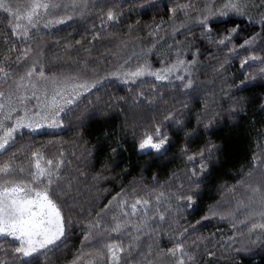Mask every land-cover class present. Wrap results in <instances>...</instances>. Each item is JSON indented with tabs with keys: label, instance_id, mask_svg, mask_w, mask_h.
Segmentation results:
<instances>
[{
	"label": "snow or ice",
	"instance_id": "obj_1",
	"mask_svg": "<svg viewBox=\"0 0 264 264\" xmlns=\"http://www.w3.org/2000/svg\"><path fill=\"white\" fill-rule=\"evenodd\" d=\"M143 2L149 8L157 6L155 0ZM122 7L110 0H92L91 5L89 0H0V24L6 21L5 48L0 57V156L4 157L0 160V264H48L49 254L65 244L73 227L74 214L66 215L65 210L74 208L77 203L71 195L76 177L69 178L65 171L64 149L61 147L49 155L46 146H17L18 132L27 129L31 134L45 128H69L80 136L85 122L106 117L114 110L123 111L129 106L150 109L163 96L157 97V84L152 85L151 92L133 87L149 83L145 77H154L156 82L174 78L180 83L171 86L180 89L184 96L191 95L196 90L193 71L198 56L194 30L199 32L201 40L219 45V50H226L229 55L224 62L242 56L239 63L244 80L235 85L224 81L226 87L235 86L242 91L256 86L247 82L255 81L257 75L264 79V55L256 51L257 47L264 46V0L258 6L252 0H204L202 5L192 0L173 3L168 8L169 19L173 21L172 31L180 34L183 30L193 37V42L186 47L191 51V59L185 60L178 55L167 66H163L166 61L161 59L162 67L157 69H153L147 59L155 44L139 51L133 46L134 50L128 53L127 41H120L117 52L112 53L117 62L108 70L103 67L108 62L102 55L99 62L73 58L78 67L46 65L42 51L33 55L29 46L19 50L16 47L15 41L27 45L42 27L51 29L53 25L71 21L74 17L83 19L92 10H95L100 26L92 25L94 39L111 35L119 40V35L112 30L122 23ZM253 24H259L261 31L247 34ZM132 28L133 25L129 24V32L123 35L128 36ZM9 31L14 41H9ZM238 37L242 38V43H234ZM9 43L12 44L10 48L7 47ZM177 44L181 45V42L177 41ZM83 51L89 53L87 48ZM176 51L179 54L180 47ZM257 65L258 74L249 75L243 71ZM223 67L224 64L220 63L213 70ZM109 78L128 86L127 95H107L106 98L101 95L100 90ZM221 91L224 96L230 95L223 88ZM257 100L260 101L259 111L264 112V98L257 97ZM246 106L247 101L243 98L239 101L233 99L226 110L219 102L207 101L195 116L196 123L192 127L175 107L153 112L151 120L146 123L134 122L131 135L137 151L145 155L153 153L154 159L167 151L171 136L183 134L179 155L187 161L184 179H177L175 188L170 185L167 192L160 191L151 198L148 193L137 194L135 189L131 195L121 189L95 216L89 211L88 218H80L84 224L80 247L66 264H198L202 246L207 256H213L214 253L207 250L208 237L189 239V227L194 234L195 225L200 221L183 227L178 217L184 207H194L201 184L223 151V145L213 139L214 133L219 131L214 127L217 117L227 111L228 119L232 120ZM182 107L187 109L188 105ZM125 126L128 127L127 121ZM103 135L107 137L109 133ZM198 141H203L198 148H189ZM108 150L116 152L114 147ZM253 157L251 169L245 173L244 179L237 181L246 190L243 198L237 199L234 207L223 210L210 206L209 211L200 217L201 220L210 216L230 220L233 235L242 237L238 247L228 245L237 254L248 253L255 246L264 247V157L255 153ZM257 169H260L259 179L255 180ZM231 190L235 191V188ZM155 217H159L161 223L169 219L174 225L169 228L172 235L168 237L167 247L161 246L160 232L150 223ZM145 235L148 238L146 252L143 250L145 241L141 239ZM125 236L127 239H122ZM235 258L242 259L239 255Z\"/></svg>",
	"mask_w": 264,
	"mask_h": 264
},
{
	"label": "trees",
	"instance_id": "obj_2",
	"mask_svg": "<svg viewBox=\"0 0 264 264\" xmlns=\"http://www.w3.org/2000/svg\"><path fill=\"white\" fill-rule=\"evenodd\" d=\"M111 3L123 5L122 23L118 28L112 31L119 35V40L115 36H106L100 40H95L92 33V25L95 23L99 28V21L96 18L95 10L87 13L85 18L74 17L71 21H65L60 25H53L51 29L41 28L39 34H34L27 45L15 41L19 50L25 46L33 49V55L37 51H42L46 65H71L78 67L73 63V58L85 59L88 61H100L101 55L108 62L103 67L108 70L115 66L117 60L112 53L117 52L120 41H127V52L140 48H146L153 44L154 50L148 54L147 59L153 69L161 68V59L166 61L165 65L172 63L179 55L185 60L191 59V51L186 47L193 42V37L187 35L183 30L180 34H174L172 31L173 21L169 19L168 8L173 3H186L188 0H155L156 7L149 8L143 0H110ZM194 3H202L204 0H192ZM258 6L261 0H252ZM92 0H89L91 5ZM264 11V9H262ZM256 15V13H253ZM183 19V17H180ZM133 28L128 36L123 34L129 32L128 25ZM157 25H160L157 28ZM6 21L0 24V57L4 54ZM225 27V26H221ZM217 30H220L218 28ZM252 31L260 32L261 26L253 24L247 34ZM50 33V34H49ZM155 33V36L152 35ZM196 37L195 44L198 48L197 64L193 71L195 77L196 90L189 96H184L180 89L171 85H178L180 82L174 78L170 81L156 82L154 77L148 78L149 83L136 85L146 92L152 91V85L157 84V97L163 96V99H157L155 105L147 109L144 106L140 108L126 107L123 111L114 110L106 117L92 119L85 122L82 135L75 134V130L64 128L56 131H40L39 133L29 134L26 129L18 132L17 146L20 144H33L36 146H46L49 155L55 153L59 148L65 151V171L71 176L76 177L74 182L72 197L77 202L76 206L66 208V215L73 213V227L68 234L65 244L59 250H53L49 254L48 264H66L71 260L73 254L80 247V239L83 235L84 224L80 218H88V213L95 216L99 209L108 202L111 197L125 189L129 195L135 189L137 194H149V198L160 191L167 192L169 186L176 187L177 179H184V169L187 161L179 155V149L184 142L183 134L170 137L171 143L167 146V151L154 159L155 154L148 155L138 153L133 137L131 135V125L146 123L151 120L153 112H160L165 109L175 107L178 112L184 115L185 121L189 127L195 125V116L200 113L202 106L207 101H216L222 104L224 110L228 109L232 100L247 101L244 110L238 112L234 119H228L227 111H222L217 117V123L214 125L219 131L214 133L213 139L216 143L223 145V151L220 158L215 161V167L205 178L200 186V195L194 202L193 208L184 207L183 213L178 217L179 224L183 227H189L195 221H200L195 225V232L189 227V239H195L196 236L208 237V251L214 253L209 257L206 255L204 247L199 250L198 264H264V247L255 246L248 253H234L229 249L231 244L233 248L238 247L242 237L233 235L234 229L230 227V220H221L218 217H209L201 220L209 211L210 206L223 210L235 206L237 199L243 198L246 191L242 185L237 184L245 178V173L249 172L253 164V154L264 157V112L259 111L260 101L257 97L264 98V79L259 78L255 81H248L249 84H255V87H248L245 90H237L235 85L244 80V75L240 68V59L242 56H234L227 62L224 58L229 54L226 50H219L220 46L209 44L199 38V32L194 30ZM244 34H241V37ZM238 37L234 43H242V38ZM9 41L15 38L8 33ZM79 41V43H77ZM181 42V45L177 44ZM260 42L257 41V44ZM7 47H12L9 43ZM180 47L179 54L176 49ZM231 47V45H229ZM89 49V53L83 49ZM239 51V49H237ZM256 51L264 55V46L257 47ZM159 53V55H158ZM71 57V58H70ZM126 58V57H125ZM15 56H13V60ZM220 63L224 67L218 71L213 69ZM244 72L249 75L259 71V65L255 68H245ZM187 75V73H183ZM228 91L229 96H224L221 89ZM129 87L115 78H109L105 82L100 94L126 96ZM129 100L131 97H128ZM183 104L188 108L184 109ZM127 121L128 127L125 126ZM104 132L109 135L105 137ZM52 141V143H49ZM190 144L189 148H198L200 143ZM109 147L116 148L112 153ZM4 157L0 156V160ZM23 159V157H18ZM69 161L71 167H69ZM198 167V165H197ZM79 168V172L77 171ZM259 171L254 173V179H259ZM83 172V175L80 174ZM171 178V179H170ZM235 188V191L231 189ZM155 189V192L152 191ZM71 204V201L69 202ZM183 203V202H182ZM163 210V204L161 205ZM167 215V214H166ZM154 229L160 232V242L162 247L169 245L168 237L172 235L169 231L172 225L171 220L166 219L163 223L159 217L150 221ZM167 233V235H165ZM127 239V237H122ZM145 241L144 251H147V235L141 237ZM223 245V247L221 246ZM154 246V245H153ZM239 255L242 259H236Z\"/></svg>",
	"mask_w": 264,
	"mask_h": 264
},
{
	"label": "rangeland",
	"instance_id": "obj_3",
	"mask_svg": "<svg viewBox=\"0 0 264 264\" xmlns=\"http://www.w3.org/2000/svg\"><path fill=\"white\" fill-rule=\"evenodd\" d=\"M33 103H35V101H33ZM56 130H58V129H47V128H45V129H42L40 131H56ZM138 153H140V152H138Z\"/></svg>",
	"mask_w": 264,
	"mask_h": 264
}]
</instances>
